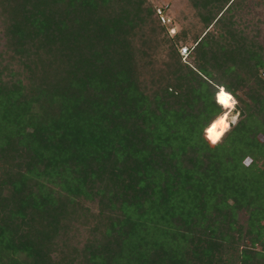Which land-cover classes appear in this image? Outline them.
Segmentation results:
<instances>
[{
    "label": "trees",
    "instance_id": "16d2710c",
    "mask_svg": "<svg viewBox=\"0 0 264 264\" xmlns=\"http://www.w3.org/2000/svg\"><path fill=\"white\" fill-rule=\"evenodd\" d=\"M186 1L169 36L148 0H0V264H264L259 21Z\"/></svg>",
    "mask_w": 264,
    "mask_h": 264
},
{
    "label": "rangeland",
    "instance_id": "374dc122",
    "mask_svg": "<svg viewBox=\"0 0 264 264\" xmlns=\"http://www.w3.org/2000/svg\"><path fill=\"white\" fill-rule=\"evenodd\" d=\"M148 1L154 6L155 9L160 8L164 16L167 18V22H165V24L162 25L166 28L167 34L169 36L177 32L183 24L187 23L190 20H194V17L192 16L193 11L188 6L186 0H148ZM244 4L247 5L246 10H248V13H245L246 17H244L243 15V19H249V21L253 23L254 22L257 23V21H259L258 26L260 28V32L262 36L260 38L261 40H264V0H245ZM1 42L2 41L0 38V45ZM184 44L186 46L189 45V43H184ZM188 57L189 55H187L184 60H188L189 59ZM222 114L225 119H227V116L229 117L228 123H232L235 121L237 114L236 111L234 110V101L232 107L228 110L227 108H225ZM226 126L228 127V125ZM211 127L221 134L222 132L225 131V129L221 127V125L217 121V117L211 122ZM205 135L207 136V132H205Z\"/></svg>",
    "mask_w": 264,
    "mask_h": 264
},
{
    "label": "bare ground",
    "instance_id": "6f19581e",
    "mask_svg": "<svg viewBox=\"0 0 264 264\" xmlns=\"http://www.w3.org/2000/svg\"><path fill=\"white\" fill-rule=\"evenodd\" d=\"M231 96L232 95L225 92L223 89H219V91L216 94V100L219 104L224 105L228 110L232 107V104H233V98ZM234 102H235V100H234ZM232 121H233V119H232Z\"/></svg>",
    "mask_w": 264,
    "mask_h": 264
},
{
    "label": "built area",
    "instance_id": "2783aa9c",
    "mask_svg": "<svg viewBox=\"0 0 264 264\" xmlns=\"http://www.w3.org/2000/svg\"><path fill=\"white\" fill-rule=\"evenodd\" d=\"M156 15L161 24H165V22H167V18L164 16L160 8H156ZM188 53H189V49L186 45L183 44L179 45L178 54L181 57V59H184L188 55Z\"/></svg>",
    "mask_w": 264,
    "mask_h": 264
}]
</instances>
